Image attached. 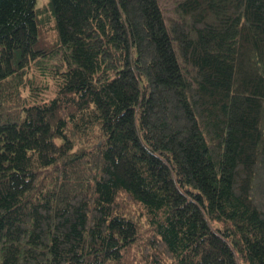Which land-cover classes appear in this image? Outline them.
<instances>
[{"label": "trees", "instance_id": "16d2710c", "mask_svg": "<svg viewBox=\"0 0 264 264\" xmlns=\"http://www.w3.org/2000/svg\"><path fill=\"white\" fill-rule=\"evenodd\" d=\"M35 1L0 0V264H264V0Z\"/></svg>", "mask_w": 264, "mask_h": 264}, {"label": "rangeland", "instance_id": "374dc122", "mask_svg": "<svg viewBox=\"0 0 264 264\" xmlns=\"http://www.w3.org/2000/svg\"><path fill=\"white\" fill-rule=\"evenodd\" d=\"M162 6L164 8H167V9H171V6H173V0L171 2V0H162ZM35 6L36 8H42L44 6H48V0H36L35 1ZM166 14H169V12H165ZM53 22V23H52ZM48 26H49V31H53V27L54 26V18L52 17V19H50V22L48 23ZM55 30V29H54Z\"/></svg>", "mask_w": 264, "mask_h": 264}]
</instances>
